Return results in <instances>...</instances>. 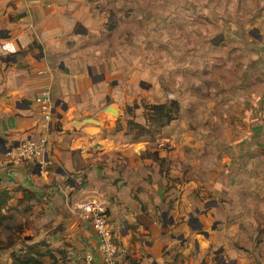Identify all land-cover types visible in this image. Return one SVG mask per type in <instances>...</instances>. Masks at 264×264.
I'll return each instance as SVG.
<instances>
[{
    "label": "crops",
    "instance_id": "crops-1",
    "mask_svg": "<svg viewBox=\"0 0 264 264\" xmlns=\"http://www.w3.org/2000/svg\"><path fill=\"white\" fill-rule=\"evenodd\" d=\"M162 1L166 13L144 10V0H125L111 7L125 13L117 21L89 0H0V36L8 39L0 46V197L14 194V209L3 213L11 218L0 247L26 242L46 253L39 257L44 264H86L88 253L102 264V240L91 219L81 217L67 229L46 197L70 194L109 203L119 264H264V0ZM127 19L141 25L135 35L122 31ZM210 26L213 39L203 43ZM121 35L131 40L123 51L132 55L129 71L140 72L138 79L145 74L144 35L152 63L166 45L162 63L185 69L178 95L170 97L182 101L180 115L156 137L154 151L166 159L165 168L134 151L118 154L119 163L102 160L104 146L89 133L95 131L74 125L87 116L105 125L114 116L104 112L109 104L119 109L117 119L146 124L143 107L127 112L140 97L131 103L127 88L123 100L111 94L108 74L118 66L104 56L114 48L118 54ZM23 51V58L13 57ZM47 80L57 115L51 124L36 105ZM42 139L45 165L2 162L1 153L13 145ZM23 189L33 194L30 206L18 202ZM32 216L39 220L37 237L26 229ZM24 234L30 241L14 243ZM4 250L0 264H10L14 258Z\"/></svg>",
    "mask_w": 264,
    "mask_h": 264
},
{
    "label": "rangeland",
    "instance_id": "rangeland-1",
    "mask_svg": "<svg viewBox=\"0 0 264 264\" xmlns=\"http://www.w3.org/2000/svg\"><path fill=\"white\" fill-rule=\"evenodd\" d=\"M89 1L91 5H93V7L99 10V14H102V12L104 11L109 12L110 10H112L111 7H116L117 5H119L125 0H89ZM144 1H145V4L143 6L144 10L151 11V10L161 9L162 13L167 12V5L162 0H144ZM263 6L264 5H262L260 8V15L262 19H264V15L261 14V9L263 8ZM117 13H119V15L113 13L110 19H116L118 21V19H122L123 16L121 15L125 14L123 10L117 11ZM142 24L144 27L150 26V22L149 23L142 22ZM137 26H139L141 29V25L139 23H134L133 20L127 19L126 23L122 25V31H126L128 35H135V33L137 32L135 30V27ZM214 29H215V26L209 27V30L211 31L209 30H208L209 32L207 31V34L205 38L203 39V43H209L213 39L212 30ZM223 30L226 31L227 29L223 28ZM143 40L146 43L145 44V54H144L145 74L143 75V77L140 76L141 80L138 79V75H137V74L140 75V72H136V70L135 72L129 71L131 68L130 66H133L135 68V64L133 63V61L130 60L132 58V55L130 53H125L123 51V48L126 49L128 45L127 42L131 41L129 38H124L121 35V38L119 40L120 43H118V46H119L118 54L116 53V48L112 49L110 55L105 54L104 60L109 57V59H107V63H112L114 66H118V68L114 71L113 75L111 73L108 74V78H113L112 80L113 89L111 90V94L113 95V97H118V98L120 97V99L123 100L122 94H125L126 92L125 88H127L129 90L128 95H129V100L131 101V103L133 102L134 98L140 97L141 98L140 101L142 102V105L145 103H149L150 100L152 101L154 97L157 99H162L163 97H167L168 100H170L169 99L170 97H175L178 95V88L180 87L181 82L185 78L183 74V71H185V69L182 65L163 64L168 59L166 45L163 51H159L156 49V56L160 54V61H158L157 63H152V47L150 45L151 39L148 36L144 35ZM216 46L217 45H213L215 49H216ZM211 47L212 46H210V48ZM135 57H136V54H135ZM115 78H119L122 80L115 79ZM46 82H49L51 84V89L53 90L52 81L47 80L44 83ZM151 83L152 84L156 83L157 84L156 87L152 88L150 85ZM143 88H144V92L141 93L143 91ZM166 94H168V96ZM140 101L135 100L134 105ZM160 102L164 103L162 101ZM36 105H37V101H36ZM143 111L145 113V116L147 117L146 110L144 109ZM55 117L57 118L56 110H55ZM111 117L112 118L106 121L105 125L101 124V126L97 127L92 122L90 123L87 122L85 126L82 127V130L88 129L91 131H95L94 133L89 132L90 135L92 136L91 140H100L102 142L100 143V146L101 147L104 146V147L101 149H98L104 153V157H102V160L106 161L107 159L108 162L110 163H114V162L119 163V160H123V159H120L118 154L127 155L128 157H132V153H131L132 151H134L135 157H137L139 160H144L140 157L141 153H145L149 150L154 151L155 149L158 148V141L156 137L159 133L156 136L152 135L151 140L148 142L135 143V142H132L131 137L130 138L127 137L128 129L126 127V122L123 116L121 115L118 119L114 116H111ZM117 128L121 129L122 131L115 132V129ZM99 129L100 130L103 129V132L95 134L97 131H99ZM124 131H125V134L124 135L122 134L119 139L121 140L122 144L116 146L114 143V140L118 139L119 132H124ZM66 140L67 141L70 140V136H68ZM128 142L130 143L132 142L135 144L133 146H129ZM104 148H106L105 151H104ZM90 153L93 154L94 152L91 150ZM94 156H97V155L94 154ZM21 214L22 212L17 213V218H20L21 220H23V217H21ZM26 222H27L26 229L28 231L33 230V229L37 230V232H34V234L37 237L40 233L39 232L40 230L39 220L37 218L36 219L33 218L32 216L31 218H27ZM20 223L23 225L22 221ZM9 224H10V220L8 219L4 222L2 226H0V236L2 235L3 237L8 238L9 232L6 231V226H9ZM47 225H48L47 223H44L43 227L46 228ZM22 240L30 241V240H27V237L24 234L20 239H16L15 242L13 240V242L21 243ZM11 262H14V260L12 259Z\"/></svg>",
    "mask_w": 264,
    "mask_h": 264
},
{
    "label": "built area",
    "instance_id": "built-area-1",
    "mask_svg": "<svg viewBox=\"0 0 264 264\" xmlns=\"http://www.w3.org/2000/svg\"><path fill=\"white\" fill-rule=\"evenodd\" d=\"M7 44L8 39L0 36V46L5 48ZM36 101L41 119L47 124L53 123L56 120V109L49 82L43 84V91L36 98ZM46 148L47 139L21 141L1 153L2 162L7 165H25L30 163L45 165L43 156ZM64 200L71 211L77 213L80 217L91 219L94 229L102 240L100 245V251L103 254L102 264H119L120 252L113 236L110 221L107 218L109 203L98 199L76 201L70 194H66ZM85 261L86 264H97L95 256L91 253L86 255Z\"/></svg>",
    "mask_w": 264,
    "mask_h": 264
},
{
    "label": "trees",
    "instance_id": "trees-1",
    "mask_svg": "<svg viewBox=\"0 0 264 264\" xmlns=\"http://www.w3.org/2000/svg\"><path fill=\"white\" fill-rule=\"evenodd\" d=\"M110 13H115L114 9L110 10ZM110 25L116 27L114 23H110ZM32 47L33 46L30 45L29 49ZM26 53L27 51L18 52L15 53L13 57L23 58ZM27 66L28 65L25 63L22 65L24 68ZM169 99L168 104H165V102L161 104L154 103L150 100L149 103H145L143 105L139 100L140 102H137L134 106L128 107L127 112L131 115L134 114L137 109L141 108V106H143L147 114L146 124L138 123L133 119L126 121V127L129 130L128 134L131 136L132 142L139 143L150 141L152 135L156 136L160 132L161 128L169 125L172 120L176 119L180 115L181 103L178 100ZM116 131L122 130L117 128ZM140 157L142 159H151L152 161L160 164L163 168L166 167V159L161 157L158 151L149 150L145 153H141ZM23 194H25V196L23 199L18 200L19 204H23L24 206L32 205L30 198L33 197V194H31L27 189H23ZM13 198L14 194L0 197V226H2L6 220L11 218L10 214L5 215L3 213L10 208L11 211L14 209L13 205H11V207L9 206V200H12ZM6 228H8V226H6ZM12 246V243H8L0 247V250H9L10 255L14 258V262L12 264H44V261L39 257L42 258V256L46 253L40 248L34 251L26 242L24 247L18 249L12 248ZM19 252H22L23 256H20L22 254Z\"/></svg>",
    "mask_w": 264,
    "mask_h": 264
},
{
    "label": "water",
    "instance_id": "water-1",
    "mask_svg": "<svg viewBox=\"0 0 264 264\" xmlns=\"http://www.w3.org/2000/svg\"><path fill=\"white\" fill-rule=\"evenodd\" d=\"M157 98H153V100H155ZM163 99L166 100L165 104H168L169 100L167 97H163ZM105 113L114 115V116H119V109L116 108L114 105L109 104L107 107H105L104 109ZM87 122H97V118H94L92 116H87L84 117L80 120H75L74 121V125L75 126H83L85 125ZM123 134V132H119L118 133V138L119 136H121ZM121 140L115 139V144L116 145H120ZM47 199L49 201V205L50 207L54 210L56 217H57V223L60 225H64L67 229H72L77 222L80 221L81 217L70 210V208L67 206L65 200H62L60 198H56L54 197V195L52 194H48Z\"/></svg>",
    "mask_w": 264,
    "mask_h": 264
},
{
    "label": "flooded vegetation",
    "instance_id": "flooded-vegetation-1",
    "mask_svg": "<svg viewBox=\"0 0 264 264\" xmlns=\"http://www.w3.org/2000/svg\"><path fill=\"white\" fill-rule=\"evenodd\" d=\"M160 101H162V102H165L166 103V100L165 99H155V100H153L152 102H154V103H159V104H161V102Z\"/></svg>",
    "mask_w": 264,
    "mask_h": 264
},
{
    "label": "clouds",
    "instance_id": "clouds-1",
    "mask_svg": "<svg viewBox=\"0 0 264 264\" xmlns=\"http://www.w3.org/2000/svg\"><path fill=\"white\" fill-rule=\"evenodd\" d=\"M6 47H7V46H6ZM6 47H5V48H6Z\"/></svg>",
    "mask_w": 264,
    "mask_h": 264
},
{
    "label": "bare ground",
    "instance_id": "bare-ground-1",
    "mask_svg": "<svg viewBox=\"0 0 264 264\" xmlns=\"http://www.w3.org/2000/svg\"><path fill=\"white\" fill-rule=\"evenodd\" d=\"M93 123V122H92Z\"/></svg>",
    "mask_w": 264,
    "mask_h": 264
}]
</instances>
